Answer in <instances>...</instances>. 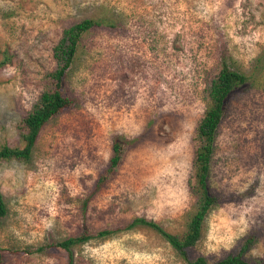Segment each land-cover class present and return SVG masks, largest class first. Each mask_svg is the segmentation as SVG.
Segmentation results:
<instances>
[{
	"label": "rangeland",
	"instance_id": "374dc122",
	"mask_svg": "<svg viewBox=\"0 0 264 264\" xmlns=\"http://www.w3.org/2000/svg\"><path fill=\"white\" fill-rule=\"evenodd\" d=\"M111 20L82 40L65 78L76 106L42 130L29 161L0 164L8 213L0 229L4 264H63L51 242L121 227L136 217L183 228L193 136L205 111V73L225 61L251 71L264 50V0H0V146H21L17 125L54 69L64 27ZM135 141L120 173L95 182L115 138ZM220 202L194 248L212 264L245 236L264 264V68L232 97L210 176ZM87 202V204H86ZM75 264H187L148 227L73 248Z\"/></svg>",
	"mask_w": 264,
	"mask_h": 264
},
{
	"label": "trees",
	"instance_id": "16d2710c",
	"mask_svg": "<svg viewBox=\"0 0 264 264\" xmlns=\"http://www.w3.org/2000/svg\"><path fill=\"white\" fill-rule=\"evenodd\" d=\"M103 24L113 25L111 20L89 17L75 21L63 28L59 40L52 49L55 67L44 73L43 90L32 108L23 115L17 125L21 146L2 144L0 146V164L12 159L29 161L43 128L53 119L76 106L75 99L66 93L65 78L75 62L83 38L91 30L101 27ZM8 60L0 61V69L7 64ZM263 68L264 50L256 58L251 71L233 69L225 61L217 63L215 67L206 71L202 95L205 111L193 136L194 156L188 179V189L194 202L192 208L186 213V220L182 229L168 230L154 220L136 217L124 226L100 229L95 232L84 230L79 235L70 236L62 241L51 242L37 250L42 252L48 248H56L65 254L63 264H75L73 248L76 246L93 238L105 237L142 226L158 232L171 244L185 263L211 264L206 256H195L193 251L203 236L208 214L220 202L219 196L212 190L210 184L219 129L227 115L232 97L239 90H248L255 86ZM134 143L135 141L128 137L114 139L112 156L95 182L96 190L106 186L120 173L127 152ZM7 213L8 206L0 190V229ZM255 242L254 236H245L233 250L212 264H258L251 261L247 255ZM0 264H4L2 248H0Z\"/></svg>",
	"mask_w": 264,
	"mask_h": 264
}]
</instances>
